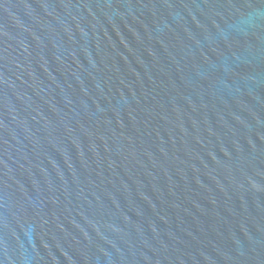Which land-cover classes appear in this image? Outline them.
<instances>
[{
	"label": "water",
	"instance_id": "95a60500",
	"mask_svg": "<svg viewBox=\"0 0 264 264\" xmlns=\"http://www.w3.org/2000/svg\"><path fill=\"white\" fill-rule=\"evenodd\" d=\"M0 264H264V0H0Z\"/></svg>",
	"mask_w": 264,
	"mask_h": 264
}]
</instances>
